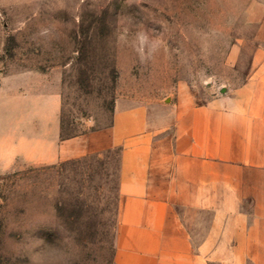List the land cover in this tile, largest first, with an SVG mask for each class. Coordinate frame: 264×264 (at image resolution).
<instances>
[{
  "label": "rangeland",
  "instance_id": "1",
  "mask_svg": "<svg viewBox=\"0 0 264 264\" xmlns=\"http://www.w3.org/2000/svg\"><path fill=\"white\" fill-rule=\"evenodd\" d=\"M263 64L264 0H0V89L33 73L56 83L65 137L137 104L170 124ZM2 99L0 140L15 120ZM118 172L116 150L53 166L0 159V264H113Z\"/></svg>",
  "mask_w": 264,
  "mask_h": 264
},
{
  "label": "crops",
  "instance_id": "2",
  "mask_svg": "<svg viewBox=\"0 0 264 264\" xmlns=\"http://www.w3.org/2000/svg\"><path fill=\"white\" fill-rule=\"evenodd\" d=\"M255 71L170 124L137 104L69 137L56 83L37 73L9 81L1 103L15 120L0 159L40 167L118 151L113 264H264V64Z\"/></svg>",
  "mask_w": 264,
  "mask_h": 264
}]
</instances>
